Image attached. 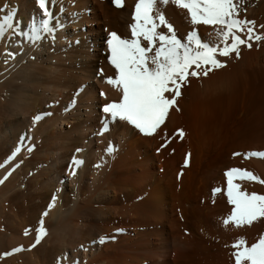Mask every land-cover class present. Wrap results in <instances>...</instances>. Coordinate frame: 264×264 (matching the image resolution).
<instances>
[{"label": "bare ground", "instance_id": "6f19581e", "mask_svg": "<svg viewBox=\"0 0 264 264\" xmlns=\"http://www.w3.org/2000/svg\"><path fill=\"white\" fill-rule=\"evenodd\" d=\"M137 3L49 0L55 42L42 33L34 44L19 32L40 26L37 0H0V86H8L0 92V264H168L170 256L184 260L203 249L220 264H235L238 239L250 247L264 236V217L239 227L223 223L234 207L226 172L264 180V158L244 155L264 151V41L254 39L264 35V0H234L238 18L255 22L251 41L246 28L237 33L252 47L241 45L239 59L218 57L226 67L209 77L191 78L180 111L170 110L152 136L103 112L121 96L107 83L116 74L107 40L113 32L132 38ZM156 7L178 38L195 30L202 41L217 42L219 26L192 25L171 0ZM157 31L171 35L164 26ZM110 143L115 150L108 153ZM233 182L264 195L258 181ZM38 250L42 261L33 255Z\"/></svg>", "mask_w": 264, "mask_h": 264}, {"label": "snow or ice", "instance_id": "6c2138e0", "mask_svg": "<svg viewBox=\"0 0 264 264\" xmlns=\"http://www.w3.org/2000/svg\"><path fill=\"white\" fill-rule=\"evenodd\" d=\"M52 2L55 3V0ZM114 2L117 6H122V0ZM169 2L170 0H138L133 17L135 23L131 25L132 38H121L113 32L107 40L110 63L116 70L115 78H108L107 83L117 87L121 96L118 102L106 103L103 112L110 116L113 122L117 119L125 122L144 136L155 134L165 122L170 110L180 111L178 100L182 96V88L190 85L191 78L209 77L215 70L226 67L227 62L218 57L230 58L234 53L239 59L241 45L252 47L251 43L237 33L246 28L248 41H251L255 22L238 18L239 8L234 0H171L173 4L187 10L192 25L219 26L215 30L216 43L202 41L195 30L190 31L186 38H178L173 26L156 7L158 3L167 5ZM37 3L44 17L40 26L33 23L30 33L20 30L19 34L26 36L34 44L44 39L42 33L51 34L52 41L55 42V29L51 26L54 17L48 7L49 0H37ZM4 19L7 21L9 16ZM60 26L58 23L57 27ZM161 26L166 27L171 35L157 31ZM8 27L11 28L12 25L9 24ZM261 28H264V25H261ZM4 33L5 25L0 24V36ZM254 39L257 42L264 41V35H255ZM76 43L79 44V40ZM221 43L223 47H220ZM100 94L106 97L105 93ZM40 119V116H36L34 121ZM108 130L106 120L100 134ZM179 136L183 138L182 130L179 131ZM114 150L110 143L106 151L111 153ZM244 155L245 158H264V151H253ZM74 163L79 165L82 161ZM185 163L187 164V160ZM72 175H75V172ZM226 176L228 202L234 207L223 223L228 225L231 221L239 227L243 224L250 225L258 218L264 217V195L242 191L240 186L233 182L234 178H247L264 184V180L249 171L237 168L230 169ZM4 179H7V176ZM3 182L4 180L0 179V183ZM218 191L220 189L214 190ZM44 215H47V212ZM40 231L46 235L43 228ZM39 242L38 236L36 244ZM103 242L104 237H101L100 243ZM245 245L243 238L233 244L236 249L232 254L235 264H264V236L250 247Z\"/></svg>", "mask_w": 264, "mask_h": 264}, {"label": "rangeland", "instance_id": "374dc122", "mask_svg": "<svg viewBox=\"0 0 264 264\" xmlns=\"http://www.w3.org/2000/svg\"><path fill=\"white\" fill-rule=\"evenodd\" d=\"M5 85H6V84H5ZM6 86H7V85H6ZM6 86H5V87H6ZM3 87H4V85H3ZM7 88H8V86H7L6 88H2V89L5 90V89H7ZM0 89H1V86H0ZM2 89L0 90V92H2ZM4 90H3V91H4ZM1 112H2V110H0V113H1ZM2 113H3V112H2ZM36 116H37V115H36ZM36 116H35V117H36ZM38 116H40V115H38ZM0 117H3V115H2V116L0 115ZM1 119H2V118H1ZM1 119H0V121H1ZM2 158H3V157H0V161H1ZM23 189H24V188H23ZM23 189H22V190H23ZM16 200H17V202H18V201L20 202V200H21V202H22L23 200H25V201H27L29 204H30V201H32V203H34V204L37 203V199H36V198H33V199H32V198H22V199H21V198H16ZM34 201H35V202H34ZM28 203H27V205H29ZM37 204H41V205H42V203H37ZM25 209H26V208H24V211H25V213H28V214H27L28 216H30L31 213H32V215H33V212H32V210L29 208V206L27 207L26 210H25ZM30 210H31V211H30ZM24 211H23V213H24ZM26 211H27V212H26ZM28 211H30V212H28ZM88 214H90V213H88ZM89 216H90V215H88L87 218L90 219L91 216H90V217H89ZM89 219L86 220V223H87V221H89ZM99 224H101V223H99ZM97 226H98V225H97ZM88 227H89V226H88ZM86 230H90V228H87ZM71 235H72V233H71ZM71 235H70V236H71ZM73 235H74V236H73ZM73 235H72L73 237L71 236L73 240L78 239V233H77V237H75V236H76L75 233H73ZM32 245H33V244H32ZM32 245L28 248L27 251H30V250L32 251L33 249H35V246H32ZM81 245H82V244H81ZM33 247H34V248H33ZM190 251L193 252L192 255L195 253V254H194L195 257H197V255H198V256H199V257H198L199 259H198V258H197V259L194 258L195 260H194V259L191 260L194 256H192V257L189 256V255H191V252H190ZM190 251H188V252H190L189 254L187 253L188 256H184V257H185L184 260H183V257H181V259H179V260H176V259L180 258V257L176 258L177 256H175V257H174V256H170V259H169V257H168V260H167L168 264H175L174 261H176V264H181V263L183 264V262L186 263L187 260H189V261H187L186 264H200V263H201V264H210V263H209L210 261L212 262V264H216V263H217V264H220V262L218 263V260L216 259V255H217V254L215 255L214 252H213V253H212V252H209V251L206 252L204 249L202 250V252H201L200 250H199V252L196 250L197 253H196L194 250H190ZM204 251H205V254L203 253ZM210 251H211V250H210ZM200 252H201V253H200ZM32 253H33V252H32ZM41 253H42L41 250H40V252H39V250H38V252H37L36 254H33V255H36V256L38 255L39 260L42 261V259H41V258H42V255H41V256L39 255V254H41ZM199 253H200V254H199ZM209 253L214 254L215 257H214V256H211V254H209ZM207 254H208V255H207ZM200 255L203 256V257H201ZM206 255H207V256L210 255V257H207ZM189 257H190V258H189ZM204 257H205V258H210V260H206V259H204V261H205V260H206V261H205V263H202ZM212 257H214V260L216 261L215 263H214L213 259L211 260ZM174 258H176V259H174ZM188 258H189V259H188ZM217 258H218V257H217ZM27 259H28V258H27ZM172 259H173V260H172ZM52 260H53V258H51V261H52ZM180 260H181L182 262H180ZM197 260H198V263H197ZM178 261H179V262H178ZM204 261H203V262H204ZM207 261H208V262H207ZM206 262H207V263H206ZM185 263H184V264H185Z\"/></svg>", "mask_w": 264, "mask_h": 264}]
</instances>
